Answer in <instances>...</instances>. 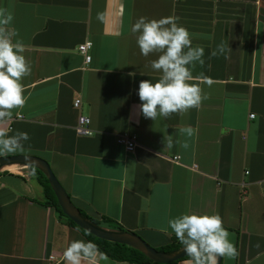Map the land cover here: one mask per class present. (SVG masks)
<instances>
[{"label": "crops", "instance_id": "obj_1", "mask_svg": "<svg viewBox=\"0 0 264 264\" xmlns=\"http://www.w3.org/2000/svg\"><path fill=\"white\" fill-rule=\"evenodd\" d=\"M0 8L13 15L9 27L31 65L26 106L0 126L30 139L0 156L44 159L77 208L152 247L175 235L170 219L218 213L239 252L220 264H264V0H0ZM169 16L204 48L193 75L212 84L193 81L209 97L199 109L152 121L139 110L138 88L158 81L149 65L158 54L145 58L131 28L140 17ZM222 40L232 51L209 58ZM84 41L86 63L77 51ZM78 115L89 118L90 135L74 132ZM125 136L135 138L131 151L117 142ZM46 199L27 167L0 170V264H65L68 245L87 242Z\"/></svg>", "mask_w": 264, "mask_h": 264}, {"label": "clouds", "instance_id": "obj_2", "mask_svg": "<svg viewBox=\"0 0 264 264\" xmlns=\"http://www.w3.org/2000/svg\"><path fill=\"white\" fill-rule=\"evenodd\" d=\"M14 17L5 8H0V126L14 119V112L23 109L28 100L23 80L31 75V65L24 55L25 45L15 39L19 34L10 28ZM97 19H105L98 13ZM178 17H163L149 20L140 17L132 25L137 34L136 43L145 57L158 54L149 61L151 69L161 75L157 82L142 80L139 83V110L144 118L155 121L172 115H182L189 110L199 109L208 95L200 83L203 80L211 86L212 80L201 74L193 75L199 64L204 66L205 50L193 46L192 34L179 24ZM229 44L221 41L210 53L209 58L227 56ZM189 137L194 134L191 127L181 129ZM30 139L28 133L17 130L14 135L0 127V155L24 150V142ZM165 142V141H164ZM166 147L173 146V137L167 136ZM184 144L183 147H187ZM168 228L182 245L187 259L182 264H218L221 258L236 259L239 252L230 239L233 235L224 226L223 218L217 214H182L168 221ZM167 231V229H163ZM65 264H106L108 256L91 241L74 240L63 253Z\"/></svg>", "mask_w": 264, "mask_h": 264}, {"label": "water", "instance_id": "obj_3", "mask_svg": "<svg viewBox=\"0 0 264 264\" xmlns=\"http://www.w3.org/2000/svg\"><path fill=\"white\" fill-rule=\"evenodd\" d=\"M7 165L33 167L39 170L47 179L49 187L55 196L56 203L58 204L61 212L78 227L92 234L93 236L109 242H116L134 248L153 262L169 263L180 257L186 256V253L182 251V246L172 251H157L134 232L126 229L119 230L115 228H109L90 220L88 217L83 215L71 202L68 194L60 185L51 171L49 164L44 159L29 154L0 156V170ZM220 260L218 264H220Z\"/></svg>", "mask_w": 264, "mask_h": 264}, {"label": "trees", "instance_id": "obj_4", "mask_svg": "<svg viewBox=\"0 0 264 264\" xmlns=\"http://www.w3.org/2000/svg\"><path fill=\"white\" fill-rule=\"evenodd\" d=\"M28 170L33 173L36 177L37 182L42 186L44 193L47 197L46 201L44 202V205H50L53 206L54 209L65 218L67 225H70L72 227H75L78 229L82 235L86 238L87 241H91L95 244L98 245L100 250L104 253L107 254L108 257L119 260V261H127V262H133L135 264H175L178 260L180 259H185L187 258L186 256L180 257L174 261H171L169 263H158V262H153L147 257H145L143 254H141L139 251H137L134 248H131L127 245L124 244H119L116 242H109L101 238H97L93 236L92 234L86 232L85 230L81 229L78 227L74 222H72L70 219H68L60 210L58 204L56 203L55 196L49 187V184L47 182V179L45 176L36 168L33 167H27ZM263 198H264V191H263ZM78 210L88 217L90 220L93 222L103 225L109 228H115L119 230H124L120 224L115 222L114 220L106 217V216H101L99 219L93 218L91 216H88L85 214L81 209L78 208ZM127 230V229H126ZM182 246L179 241L176 239L175 235L170 236V240L161 246L153 247L157 251H172L177 249L178 247Z\"/></svg>", "mask_w": 264, "mask_h": 264}, {"label": "built area", "instance_id": "obj_5", "mask_svg": "<svg viewBox=\"0 0 264 264\" xmlns=\"http://www.w3.org/2000/svg\"><path fill=\"white\" fill-rule=\"evenodd\" d=\"M91 43L89 41H84L77 46V51L83 56L84 62H88L89 55L87 50L89 49ZM79 103V99H74L72 105L76 107ZM252 117V114H249ZM74 132L80 136L90 135L91 130L89 128V118L87 116L78 115L74 125ZM117 142L124 145L125 149L131 151L135 146V138L132 136H125L117 139Z\"/></svg>", "mask_w": 264, "mask_h": 264}]
</instances>
